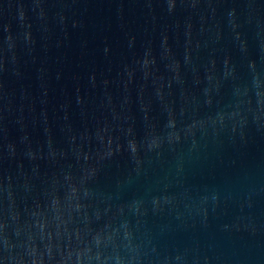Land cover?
<instances>
[{
  "label": "water",
  "instance_id": "water-1",
  "mask_svg": "<svg viewBox=\"0 0 264 264\" xmlns=\"http://www.w3.org/2000/svg\"><path fill=\"white\" fill-rule=\"evenodd\" d=\"M0 264H264V0H0Z\"/></svg>",
  "mask_w": 264,
  "mask_h": 264
}]
</instances>
